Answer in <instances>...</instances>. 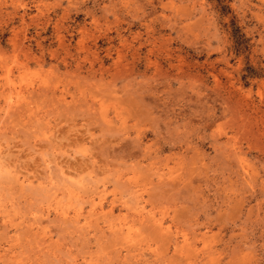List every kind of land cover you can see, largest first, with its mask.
Here are the masks:
<instances>
[{
    "label": "rangeland",
    "instance_id": "1",
    "mask_svg": "<svg viewBox=\"0 0 264 264\" xmlns=\"http://www.w3.org/2000/svg\"><path fill=\"white\" fill-rule=\"evenodd\" d=\"M0 264H264V0H0Z\"/></svg>",
    "mask_w": 264,
    "mask_h": 264
},
{
    "label": "bare ground",
    "instance_id": "2",
    "mask_svg": "<svg viewBox=\"0 0 264 264\" xmlns=\"http://www.w3.org/2000/svg\"><path fill=\"white\" fill-rule=\"evenodd\" d=\"M62 145V144H61ZM8 159V158H7ZM66 164V163H65ZM70 165V164H69ZM64 167V166H63ZM70 167V166H69ZM62 168V167H61ZM61 171V170H60ZM64 172H65V170H64ZM72 175V174H71ZM74 183V182H73ZM79 189V188H78Z\"/></svg>",
    "mask_w": 264,
    "mask_h": 264
}]
</instances>
